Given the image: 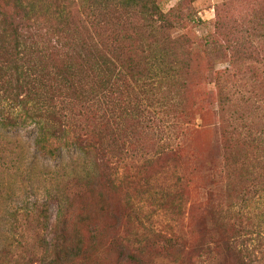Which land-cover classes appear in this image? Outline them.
<instances>
[{
    "label": "trees",
    "instance_id": "obj_1",
    "mask_svg": "<svg viewBox=\"0 0 264 264\" xmlns=\"http://www.w3.org/2000/svg\"><path fill=\"white\" fill-rule=\"evenodd\" d=\"M174 11L170 17L164 14L158 0H0V95L6 96L12 113L6 120L11 125L18 120H37L43 131L41 138L50 149L53 138H57L87 161L81 172L75 170L69 177L53 178L54 189L46 200L7 210L6 220L18 247L26 249L27 237L32 234L45 257L52 258L48 264H94L101 254L112 264H158L165 258H170V264H219L221 242L213 241L206 248L190 244L179 236L173 224H182L188 213L192 217L199 205L187 193L190 183L174 166L184 151L186 134L198 131L197 118L183 120L186 128L173 122L174 118L167 122L171 135L174 137L177 130L179 137L176 135L175 141L162 148L156 163H147L151 168L170 160L171 223L165 247L152 242L156 235L141 240L125 229L129 218L141 207L126 202L127 176L122 178L103 148L106 142L112 145V137L103 134L109 128V117L120 119L121 125L134 120L135 128H143L147 110L158 111L157 116H171L173 88L187 67L176 52L182 37L169 33ZM259 31L250 26L240 31L250 36L245 42L240 41L239 34L235 40L225 35L224 45L215 47V56L226 68H215L214 75L219 98L218 128L226 146L260 152L257 179L264 181V133L256 137L248 117L234 108L240 102L244 106L264 104L254 98V89L250 90L251 86L264 88V67L260 66L264 64V50L247 44ZM244 79L248 84L243 87L233 84ZM56 91L60 100L58 115L49 108L42 115L43 104L50 106ZM119 102L129 111L117 117ZM84 121L90 122L85 128ZM240 129L248 133V139H239ZM16 160L19 165L14 167L11 178L22 174L19 158ZM124 166L129 169L127 163ZM12 192V183L0 182V209L6 206V196ZM247 197L233 207L238 218L245 216L243 208L248 209L252 203V198ZM52 206L57 211L53 225ZM47 234L54 235L51 242ZM224 247L227 264H253L255 250L247 247L237 252L231 239ZM260 247L258 251L264 256ZM112 254L115 262L110 260ZM203 255L206 259L200 263ZM6 257L0 255V264H7ZM224 260L221 258L220 264Z\"/></svg>",
    "mask_w": 264,
    "mask_h": 264
},
{
    "label": "rangeland",
    "instance_id": "obj_2",
    "mask_svg": "<svg viewBox=\"0 0 264 264\" xmlns=\"http://www.w3.org/2000/svg\"><path fill=\"white\" fill-rule=\"evenodd\" d=\"M158 3L169 17L175 10L171 17L173 28L169 33L175 38L182 37L176 52L186 61L187 67L173 88L175 99L171 101V116L168 113L157 116L158 111L147 110L143 128L137 129L134 120L121 125L120 119L109 117V128L103 134L112 137V145L106 142L103 148L111 157V163H115L119 173L123 174L122 178L127 176L124 192L126 202L141 207L139 213L129 218L130 223L124 227L137 239L156 235L152 242L155 241L160 247L167 246L171 223L170 160L151 168H148L147 163L151 160L156 163L161 158L162 148L175 141L176 135L179 137L177 130L174 137L171 135L167 122L170 123L174 118L173 122L177 121L181 128H186L184 121L189 122L194 117L198 121L195 124L198 131L186 134L184 151L174 166L190 183L191 188L187 193L199 205L192 217L190 213L186 215L182 224L173 223L175 230L184 241L199 243L201 247L205 245L206 248L213 241L221 242L223 248L219 250V264L223 257L225 260L222 263L227 264L224 247L227 239L234 240L237 252L247 247L251 251L255 250L253 264H264V256L258 251L260 246L264 251V181L257 179L260 152L247 147L227 148L222 130L218 128L219 98L214 75L215 68H226V65H220L221 60L215 56V47L224 45L225 35L234 39L239 34L240 41L245 42L250 36L240 31L250 26L260 30L256 35L264 36V0H158ZM256 35L247 44L264 50V38ZM260 66L264 67V64ZM246 83L244 79L242 83L233 84L243 87ZM57 86L54 83V88ZM229 86L233 85L229 83ZM250 90H253L255 99L264 103V88L251 86ZM57 95L56 91L55 101L50 105L53 107L46 102L43 104L42 115L48 108L58 115L60 100ZM5 97L4 94L0 95V182L12 183L13 192L6 196L7 209H0V255L7 256V264H48L52 258L45 257L32 234L27 237L29 242L26 249L18 247L6 220L7 210L35 200H46L54 189L53 178L69 177L75 170L81 172L87 161L75 148H65L57 138H53V147L50 149V145L41 138L43 131L37 120H18L17 124H9L6 117L12 113L9 112L10 105ZM119 108L117 117L129 111L125 110L129 107L121 102ZM234 108L248 117L252 132L261 138V133H264V104L250 103L244 106L240 102ZM238 115L239 112L235 113L236 125L239 122ZM87 124L90 122L84 121L82 126L85 128ZM238 134L241 140L249 137L243 129ZM16 157L19 158L23 175L17 174L11 178L14 167L19 165L16 164ZM254 178L257 182H252ZM245 197L252 198V203L248 209L243 208L245 216L238 218L233 207ZM56 212L55 206H52V225L56 221ZM47 235L48 242H51L54 235ZM101 257L94 264H112L103 254ZM203 257L200 263L206 259V256ZM110 260L115 262V254ZM158 264H170V258L162 259ZM205 264L215 263L205 261Z\"/></svg>",
    "mask_w": 264,
    "mask_h": 264
}]
</instances>
